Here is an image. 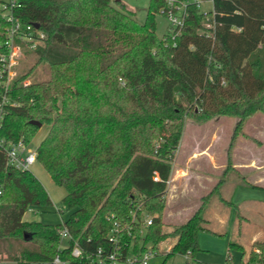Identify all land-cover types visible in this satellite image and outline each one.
<instances>
[{"label": "trees", "instance_id": "obj_1", "mask_svg": "<svg viewBox=\"0 0 264 264\" xmlns=\"http://www.w3.org/2000/svg\"><path fill=\"white\" fill-rule=\"evenodd\" d=\"M211 1L207 12L189 3L179 33L163 37L155 14L165 0H150L144 23L122 0L7 3L6 11L44 39L24 48L36 60L8 86L0 135L30 144L40 128L31 120L49 126L37 162L66 190L63 211L70 214L63 223L72 237L61 239L62 223L23 219L28 207L52 199L31 169L9 164L0 147V261L45 264L59 255L71 264H108L99 261L116 251L125 263L168 238L174 241L159 252L162 264L195 255L199 232L212 231L203 215L210 195L170 232L163 229L185 121L264 113V0ZM9 24L0 11V54L9 51ZM75 244L81 257L71 254ZM241 263L264 264V239L253 241Z\"/></svg>", "mask_w": 264, "mask_h": 264}, {"label": "rangeland", "instance_id": "obj_2", "mask_svg": "<svg viewBox=\"0 0 264 264\" xmlns=\"http://www.w3.org/2000/svg\"><path fill=\"white\" fill-rule=\"evenodd\" d=\"M8 1L0 0L2 13L7 12L3 4ZM122 2L138 22H145L150 0ZM201 9L212 10V1H202ZM155 20L156 33L163 37L171 29V22L161 10L155 14ZM21 46L16 75L23 65H33L36 60L35 56L24 52V48L33 49L31 45L23 42ZM34 77L31 75L27 80L32 81ZM240 120V116L232 114L214 115L204 121L186 119L173 163L174 173L168 182L163 229L170 232L210 195L203 215L212 231L199 232V250L194 256L190 254L187 258L177 254L166 264H242L253 241L264 239V113ZM48 131L49 126L42 125L32 139V146L37 147ZM31 171L45 186L52 205L34 206L35 212H26L23 219L51 225L62 223L70 214L63 211L65 188L57 185L40 163H35ZM221 198L235 204L239 215L236 207ZM173 241L169 238L161 241L153 249L157 255L152 256L148 264H162L164 256L159 252L168 251ZM231 242L241 245L244 251L230 247ZM0 264L16 262L3 259Z\"/></svg>", "mask_w": 264, "mask_h": 264}, {"label": "built area", "instance_id": "obj_3", "mask_svg": "<svg viewBox=\"0 0 264 264\" xmlns=\"http://www.w3.org/2000/svg\"><path fill=\"white\" fill-rule=\"evenodd\" d=\"M165 15L171 22V29L168 33L175 36L179 33L180 29L184 25V19L187 15V6L191 2H195L201 7L202 0H165ZM14 6L15 0H9L4 2L3 7L7 8ZM164 11H162L164 13ZM8 10L6 13H2L4 17L10 22L6 28V41L5 45L9 51L0 54V89H2V97L0 100V130L2 128V121L5 114V106L9 103V98L6 94L8 86L13 78L16 76L15 67L20 63V55L22 54L21 43L25 42L36 48L43 43L44 33L38 30L33 24H25L20 19L13 17ZM18 41H23L18 43ZM31 81L26 80L24 83L29 84ZM16 105V102H12ZM0 147L4 148L7 153L9 164L23 169L29 170L37 162V147L32 146V143L28 144L24 139L18 141H7L0 135ZM1 193V190H0ZM26 212H35L33 207H28ZM25 212V213H26ZM25 215V214H24ZM151 217L146 218V224H151ZM62 240L71 238V233L67 226L62 222V225L57 227ZM111 240L116 241L115 236H111ZM71 254L78 258L82 256V249L75 244ZM156 255V252L150 247L147 251L141 255H133L126 259L125 263L120 261L118 253L112 252L107 254L104 258H101L99 262H108V264H148L149 259ZM190 253L185 254L188 258ZM45 264H71L69 261L62 259L57 255L51 262ZM189 264V263H187Z\"/></svg>", "mask_w": 264, "mask_h": 264}, {"label": "water", "instance_id": "obj_4", "mask_svg": "<svg viewBox=\"0 0 264 264\" xmlns=\"http://www.w3.org/2000/svg\"><path fill=\"white\" fill-rule=\"evenodd\" d=\"M37 26H38V25H37ZM30 123H31V124H34V125H36V126H38V127H41V126H42V123H41L40 121H37V120H31Z\"/></svg>", "mask_w": 264, "mask_h": 264}, {"label": "crops", "instance_id": "obj_5", "mask_svg": "<svg viewBox=\"0 0 264 264\" xmlns=\"http://www.w3.org/2000/svg\"><path fill=\"white\" fill-rule=\"evenodd\" d=\"M194 212V210L190 213V214H188V216L187 217H185V219H183V221H185L192 213ZM182 221V222H183Z\"/></svg>", "mask_w": 264, "mask_h": 264}]
</instances>
